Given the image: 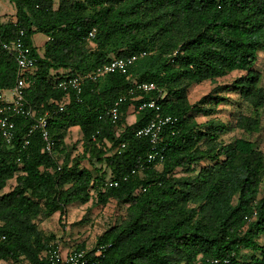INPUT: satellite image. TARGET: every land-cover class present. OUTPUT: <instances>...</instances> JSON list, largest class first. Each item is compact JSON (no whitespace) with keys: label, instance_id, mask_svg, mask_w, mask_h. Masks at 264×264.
Segmentation results:
<instances>
[{"label":"trees","instance_id":"16d2710c","mask_svg":"<svg viewBox=\"0 0 264 264\" xmlns=\"http://www.w3.org/2000/svg\"><path fill=\"white\" fill-rule=\"evenodd\" d=\"M9 2L15 14L0 23V87H12L17 73L1 42L15 39L22 29L37 59L27 103L39 115L50 112L56 152L50 156L43 151L39 131L24 146L32 121L23 117L15 118L11 146L0 134V260L50 264L45 253L57 241L44 236L35 220L65 216L76 203L95 201L104 207L114 200L128 206L124 220L90 250L82 244L67 251L92 256L103 247L96 264H264V196L257 199L264 154L248 140L225 144L220 139L228 129L225 123L197 121L200 115H213L223 100L214 95L216 90L234 91L256 113L255 118L240 115L236 127L259 132L264 89L255 66L264 51V0H58L57 8L55 0ZM93 30L95 37L87 40ZM38 33L48 37L42 54L34 45ZM141 52L147 55L128 75L86 81L82 93L73 94L66 110L57 112V103L67 95L56 87L59 80ZM60 70L66 73L52 76ZM236 71L244 75L189 102L193 86ZM135 82L156 83L158 90L130 95ZM121 97L125 100L114 125L106 113ZM152 97H160L164 115L176 118L155 146L164 156L162 163L148 161L153 145L136 136L154 116L152 109H139ZM131 107L136 119L129 125ZM76 127L82 133L81 156L66 143ZM122 143L127 147L119 154ZM86 157L102 165L96 174L81 167ZM178 172L195 176L178 177ZM10 180L15 187L2 194ZM112 181L118 185L109 187ZM247 252L253 254L250 259Z\"/></svg>","mask_w":264,"mask_h":264},{"label":"built area","instance_id":"2783aa9c","mask_svg":"<svg viewBox=\"0 0 264 264\" xmlns=\"http://www.w3.org/2000/svg\"><path fill=\"white\" fill-rule=\"evenodd\" d=\"M0 23L2 21L0 20ZM96 30L91 31L88 34L87 40H92L95 37ZM25 32L24 30H19L18 35L15 39L10 42H1V47L3 50L8 52L13 56L16 65L17 73L16 80L12 87H0V134L8 146L12 145L15 138L16 117H23L25 119L31 120L32 125L25 137V145L29 144L28 138L35 132L39 131L44 141V152L48 155L53 156L56 152V143L51 135L49 129V119L52 117L50 112H46L44 115H39L37 111L32 108L26 99L27 89L31 85L32 75L37 71V59L32 55L30 47H28L24 41ZM146 52H141L139 54H134L127 57L114 58L107 64L98 67L95 71L87 75H77L68 76L59 80L56 87L64 92H66V97L63 101L57 103V112L63 113L67 105L70 103V97L74 94L76 96L80 95L83 91V86L86 81L96 82L100 78L105 77L109 74L120 73L122 75H128V72L132 65L141 57H145ZM60 73V72H56ZM60 73L61 75L65 74ZM158 90L156 83L152 82H135L132 89H130L129 94L135 95L138 93H145L147 95ZM7 94H10V99L7 98ZM163 98V96H161ZM159 98H149L147 101L144 100L140 106V110L148 108L154 110V116L151 121L142 129L138 130L136 133L137 137L148 138L153 145V150L149 154L148 161L154 162L158 161L162 163L164 156L159 151L155 150V146L159 144L162 138V133L165 127L173 125L176 123V118L171 115H164L158 106ZM125 100L121 97L115 105L107 111L106 116L110 118L114 125H117L120 120V106ZM127 145L122 143L118 147L117 152L120 154ZM109 187L117 186L118 182H108ZM106 249L101 247L96 250L92 256L88 255L87 251H67L61 245L60 242L52 243L49 249L45 253V258L50 262V264H96L95 259L102 257L103 251ZM218 262V260L214 261Z\"/></svg>","mask_w":264,"mask_h":264},{"label":"rangeland","instance_id":"374dc122","mask_svg":"<svg viewBox=\"0 0 264 264\" xmlns=\"http://www.w3.org/2000/svg\"><path fill=\"white\" fill-rule=\"evenodd\" d=\"M58 6V0H55V8ZM14 5L9 0H0V18L2 23L5 24L11 20L14 16ZM48 41V37L44 34H36L34 36V45L37 47L40 53L43 52L44 44ZM95 46H88L89 49H93ZM255 69L262 75L260 86L264 89V51L259 53V58ZM57 71H52V76H56ZM64 71L60 70V73ZM244 75L243 72H233L228 74L224 78L217 79L214 83L209 81L200 85L193 86L189 91V102L191 104L197 103L202 97L211 93L216 87L231 85L235 79ZM214 95L222 98L223 100L219 105L214 106V113L210 117L198 116L197 121L200 124H204L207 121L213 119L228 125L226 132L220 136V139L225 143H233L237 139H244L254 143L256 149L264 154V106L258 112V119L260 122V130L256 133H248L238 127H236V120L240 115H248L253 118L256 117V113L251 106L245 102L238 93L234 91H222L216 90ZM11 95L7 94V98L10 99ZM134 115V108L133 114ZM129 118H132L133 116ZM133 119L127 120V124H132ZM122 126V125H121ZM124 126L121 128L123 129ZM66 143L68 148L74 147V155H83V143L82 133L78 128L71 129L67 135ZM81 167H86L92 170L95 174L97 169H100L102 165L96 162H90L88 157L81 158ZM208 164V163H207ZM206 163L195 166L196 171H199ZM98 167V168H97ZM97 168V169H96ZM194 177L195 173L178 172V177L183 176ZM15 180H10L6 188L1 193H9L15 187ZM264 196V180L260 186V193L257 199H261ZM236 203V200L235 202ZM126 205H121L117 201H109L104 207L96 204L92 201L86 205L73 204L66 210L65 216L56 213L50 219H38L35 220L39 229L43 235L49 237L53 235L54 241L60 242L64 248H70L73 245L84 244L88 250H90L96 243L97 239L103 235L108 229L119 225L125 218L127 212ZM64 216V217H63ZM260 242L264 243V236L260 237ZM246 259H250L252 253H244ZM0 264H29L24 258L18 262L0 260Z\"/></svg>","mask_w":264,"mask_h":264},{"label":"crops","instance_id":"0c3cea01","mask_svg":"<svg viewBox=\"0 0 264 264\" xmlns=\"http://www.w3.org/2000/svg\"><path fill=\"white\" fill-rule=\"evenodd\" d=\"M14 12H15V11H14ZM13 14H15V13H13ZM0 17H1V16H0ZM0 20L2 21V18H0ZM1 24H3V23H1ZM44 45H45V44H44ZM43 51H44V49H43ZM39 53H40V52H39ZM42 53H43V52H42ZM42 53H41V54H42ZM133 108H134V107H131V108H130L129 113H128L129 116H128L127 120L133 119V117H134V122H135L136 114L134 113V115H132V114H133ZM131 115H132L133 117H132V118H129ZM134 122H133V123H134ZM133 123H132V124H133ZM76 128H78V127H76ZM72 129H74V128H72ZM78 129H79V128H78ZM79 130H80V129H79ZM70 247H71V246H70ZM67 249H68V248H67ZM65 250H66V248H65Z\"/></svg>","mask_w":264,"mask_h":264}]
</instances>
